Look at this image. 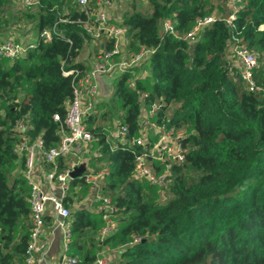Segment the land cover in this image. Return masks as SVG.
Wrapping results in <instances>:
<instances>
[{"label":"trees","instance_id":"trees-1","mask_svg":"<svg viewBox=\"0 0 264 264\" xmlns=\"http://www.w3.org/2000/svg\"><path fill=\"white\" fill-rule=\"evenodd\" d=\"M13 2L0 0V35L27 18L36 29L57 21L65 37L40 41L22 57L0 56V264H26L31 238V184L26 154L15 149L21 134L15 125L28 120L31 137L41 135L48 147L57 144L53 116H65L73 94L62 67H83L91 50L75 0H41L24 11L9 10ZM130 2L119 20L128 28L130 48L156 47L137 86L149 91L145 105L161 97L167 103L154 121L185 129V159L172 164L171 181L162 187L135 177L132 149L110 150L106 131L92 128V148L100 154L91 163L110 166L104 191L117 207L116 229L99 237L103 213L96 204L74 206L88 187L73 178L67 253L78 257L75 264H92L106 246L117 250L109 264H264V97L228 69L227 0L221 3L227 14L217 15L193 43L173 34L161 39L163 21L171 18L185 33L198 17L215 14L214 0H149L146 11L139 0ZM235 22L241 40L264 56V0H245ZM128 75L114 80L113 93L100 106L105 114L123 110L131 135H137L141 98L129 88ZM258 79L264 81V73ZM65 164L66 158H58L59 169ZM53 225L47 214V230Z\"/></svg>","mask_w":264,"mask_h":264},{"label":"built area","instance_id":"built-area-1","mask_svg":"<svg viewBox=\"0 0 264 264\" xmlns=\"http://www.w3.org/2000/svg\"><path fill=\"white\" fill-rule=\"evenodd\" d=\"M25 8L40 4L41 0H14ZM85 18L77 22L89 37V48L85 55L86 65L83 67H62V72L71 77L73 94L66 106V114L62 117L54 114L59 122L57 133L59 141L53 146H46L41 135L31 137L27 130L31 127L28 120L17 121L15 128L21 133L15 147L19 153L26 154L25 173L31 184V238L27 247L26 264H53L48 256L49 233L53 227L62 231L63 248L57 264H75L77 256L67 253L71 240L68 217L71 209L67 204L71 201V172L81 163L85 170L77 177L87 184L88 194L80 201L83 204H96L95 209L103 213L104 225L99 229L101 239L112 234L116 229L113 213L117 209L111 195L104 191L106 177L110 174L109 164L95 167L91 163L92 156L100 154L92 145L96 135L92 128L100 127L106 131V142L110 150L132 149L134 154L133 175L146 178L162 187L171 181L172 164L183 162L186 148L182 143L185 129L154 121V116L167 105L163 97L145 105L143 97L149 91L137 86V79L144 76L149 68L150 57L156 47L140 44L137 49L130 48V38L126 25L113 18L108 7L115 1L130 0H75ZM147 3L149 0H139ZM230 12L224 17L231 28V40L227 54L228 69L233 77L244 83L252 92L264 97V81H259L262 68V57L259 52L244 43L237 30L235 19L237 12L245 5V0H227ZM223 16V15H221ZM217 15L198 17L193 27L185 33L176 29L171 18L162 24L161 39L169 34L193 43L201 32L215 21ZM59 20L66 21V17ZM264 27V25H262ZM15 27L9 35L0 41V56L10 59L22 57L37 47L40 41H50L54 35L65 37L58 27L57 21L52 26L35 29V34L15 36ZM107 39H110L109 43ZM97 48V50H95ZM128 73L126 82L135 91L140 100L138 117L139 133L131 135L130 123L123 110L105 114L107 108L100 104L106 101L114 91V80ZM105 79V82L104 80ZM106 85L110 90L102 89ZM66 158L62 169L58 168V158ZM78 187V186H77ZM76 204V202L74 203ZM50 215L54 225L50 230L45 226V216ZM108 246L99 252L92 264H109L111 255Z\"/></svg>","mask_w":264,"mask_h":264},{"label":"rangeland","instance_id":"rangeland-1","mask_svg":"<svg viewBox=\"0 0 264 264\" xmlns=\"http://www.w3.org/2000/svg\"><path fill=\"white\" fill-rule=\"evenodd\" d=\"M215 4H216V10H215V15H220V14H225L226 10V7L225 5L222 6L221 3L224 2V0H214ZM137 5H138V8L143 10V11H146V9L148 8V2L147 3H143V2H136ZM221 4V5H220ZM227 4V3H226ZM132 6V3H129L127 4V2H124V1H115L114 3H112L108 9L109 11L114 14V12H119V14L122 15V13H124V11L131 7ZM225 7V8H224ZM16 8H19L21 9L22 11H24V9H26L25 7L21 6L20 4L16 3L15 1L13 2V4L11 5V7H9V10H13L15 11ZM227 14V12H226ZM34 23L32 21H29L27 20V18L25 19H21L20 21L18 22H15V25H13L14 30H15V36H23L24 34H27V33H30V34H35L36 33V28L33 27ZM8 36V32H5L4 34H1L0 35V40H3L4 38H6ZM262 61H264V56H262ZM264 64V62H263ZM263 68V66H262ZM261 68V70L259 71V76L263 75L264 73V70ZM114 88V86H113ZM102 89H105V90H110L106 85H103L102 86ZM90 204H83L82 201H77L76 204H74L75 207H83V206H86L88 207ZM58 234V233H57ZM108 254L112 255V257H116L117 256V250H109V252H107Z\"/></svg>","mask_w":264,"mask_h":264},{"label":"crops","instance_id":"crops-1","mask_svg":"<svg viewBox=\"0 0 264 264\" xmlns=\"http://www.w3.org/2000/svg\"><path fill=\"white\" fill-rule=\"evenodd\" d=\"M128 3L129 1H127V4ZM112 15H113V18H116L118 20H120L122 17V15L119 14V12H116V13L114 12V14ZM103 80L105 82V79ZM62 248H63L62 231L60 227L55 226L52 228V230H50L49 245H48V256H49V259L53 262V264H57V261L60 258V254L62 252Z\"/></svg>","mask_w":264,"mask_h":264},{"label":"water","instance_id":"water-1","mask_svg":"<svg viewBox=\"0 0 264 264\" xmlns=\"http://www.w3.org/2000/svg\"><path fill=\"white\" fill-rule=\"evenodd\" d=\"M85 170V164L81 163L79 166H77L72 172L71 175L73 177L79 176L83 171Z\"/></svg>","mask_w":264,"mask_h":264}]
</instances>
